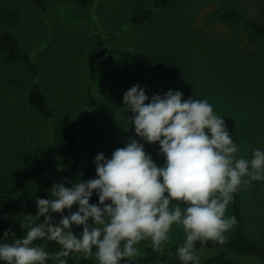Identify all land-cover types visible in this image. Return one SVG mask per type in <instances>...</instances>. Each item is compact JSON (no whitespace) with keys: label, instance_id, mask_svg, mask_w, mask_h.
<instances>
[{"label":"rangeland","instance_id":"374dc122","mask_svg":"<svg viewBox=\"0 0 264 264\" xmlns=\"http://www.w3.org/2000/svg\"><path fill=\"white\" fill-rule=\"evenodd\" d=\"M41 1L47 12L32 0H0V35L4 30L15 33L37 67L35 73L26 64L9 61L0 46V238L9 229L22 238L20 225L35 221L37 198L51 196L61 170L54 130L71 129L77 116L82 119L76 128L78 155L111 158L137 139L158 166L164 165L159 144L138 137L129 119L133 114L124 109L123 95L137 83L150 98L171 89L182 92L185 100L207 99L240 146L239 156L251 159L253 149H264V38L253 34L245 20L222 17L237 10L264 25V0H179L165 7L156 0H95L87 9L75 0ZM148 10L152 14L143 22L131 21ZM95 34L112 51L130 49L131 57L111 52L97 59L92 72L88 51ZM11 79L37 83L53 116L46 118L28 105L30 84ZM89 86L98 103L94 107L87 103ZM239 191L246 230L264 245V181ZM77 208L73 205L72 211ZM49 214L59 222L61 214ZM225 215L234 216L232 202ZM72 230L78 235L82 226ZM234 231L235 225L226 238ZM183 238V229L173 225L164 248ZM12 239L10 235L0 242ZM34 243L50 253L59 250L52 241ZM150 245V240L141 241L131 260ZM80 257L84 255L73 254L68 261ZM240 262L264 264L247 257Z\"/></svg>","mask_w":264,"mask_h":264},{"label":"clouds","instance_id":"9594fccd","mask_svg":"<svg viewBox=\"0 0 264 264\" xmlns=\"http://www.w3.org/2000/svg\"><path fill=\"white\" fill-rule=\"evenodd\" d=\"M135 133L149 144H159L165 163L158 166L144 144L130 139L111 158H94L96 178L56 183L49 198H37L35 221L21 223L22 238L11 229L0 241V264H68L73 254L95 255L98 264H124L139 253L141 241L156 251L171 239L173 225L184 231L176 255L182 264H200L196 242L223 244L236 225L225 215L242 187L264 181V149L252 158L239 156L240 146L207 99H183L168 90L151 98L139 83L123 95ZM98 203H90L93 194ZM77 205L76 211H72ZM68 214L64 215V210ZM49 213L61 214L57 223ZM43 217V222L40 218ZM82 226L75 234L72 226ZM59 245L50 253L35 241Z\"/></svg>","mask_w":264,"mask_h":264},{"label":"trees","instance_id":"16d2710c","mask_svg":"<svg viewBox=\"0 0 264 264\" xmlns=\"http://www.w3.org/2000/svg\"><path fill=\"white\" fill-rule=\"evenodd\" d=\"M37 6L41 7L44 12L48 11L47 5L43 4L41 0H32ZM82 9H87L95 0H75ZM179 0H156V4L161 7H165L170 3ZM151 10L146 11L143 14L135 15L131 18L133 23H141L145 19L151 16ZM225 19H242L245 20L251 28L253 34L264 38V25L255 22L254 20L247 19L242 13L237 10H228L222 15ZM95 41L93 46L88 51V59L90 62V69L92 72L95 69L97 59H102L111 52H115L121 57L130 58L132 53L130 49H115L110 50L105 45L106 41L98 34L94 35ZM0 46L6 52V57L9 61L26 64L33 72H37L36 64L32 61L29 53L25 52L19 43L18 36L10 30H4L0 35ZM93 74V73H92ZM11 82L18 85L30 84L26 101L28 105L39 111L46 118H51L53 112L49 106L47 96L44 90L35 82H30L24 79H11ZM89 86V99L87 103L89 106H96L97 100L90 93ZM79 116L73 120V126L67 130L61 127L55 128L54 137L57 142L58 157L60 160V178L58 183H65V186L71 187V182H77V176H82V181L96 178V170L93 158L83 157L78 155V134L76 128L81 122ZM90 203L97 204L98 197L93 194L90 199ZM232 207L234 216L237 220L235 225V231L231 237L226 238L225 243L219 244L214 241H208L204 246L200 245V242H196V247L200 253V264H241L240 258H255L260 261H264V245L253 240L247 230L245 217L243 214V206L240 199V191L234 194V200L232 201ZM184 243V238L177 241L170 249L163 251H156L152 245L148 246L143 256L137 257L133 260H125L124 264H182L176 255V249ZM68 264H98L93 257L85 258H70Z\"/></svg>","mask_w":264,"mask_h":264}]
</instances>
